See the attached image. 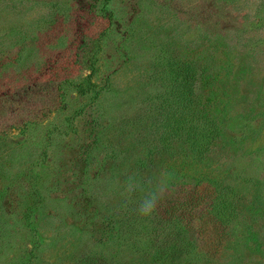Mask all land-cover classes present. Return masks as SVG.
Here are the masks:
<instances>
[{"label": "rangeland", "instance_id": "374dc122", "mask_svg": "<svg viewBox=\"0 0 264 264\" xmlns=\"http://www.w3.org/2000/svg\"><path fill=\"white\" fill-rule=\"evenodd\" d=\"M190 63L221 130L201 162L165 139ZM195 190L182 264H264V0H0V264H161L153 223Z\"/></svg>", "mask_w": 264, "mask_h": 264}, {"label": "trees", "instance_id": "16d2710c", "mask_svg": "<svg viewBox=\"0 0 264 264\" xmlns=\"http://www.w3.org/2000/svg\"><path fill=\"white\" fill-rule=\"evenodd\" d=\"M200 80L198 67L194 63L185 65L175 72L173 82L177 85V101L173 116H167L164 124L166 140L172 137L178 142V146L188 144V150L197 162L204 160L206 154L211 150L214 142L220 137L221 130L218 122L210 118L198 98L197 87ZM91 83V81H90ZM81 93H85L83 90ZM169 128L171 131L169 132ZM176 147L170 151L175 153ZM218 189V187H216ZM136 193L140 192L137 188ZM217 192V193H216ZM212 201L209 203L208 214L218 222L229 223L237 215V208L234 200L231 198L233 190H216ZM189 198L179 204H173L166 211L167 218L164 224L157 221L153 225L154 231L149 236V242L152 246H158L155 251V261L161 264H182L180 260L184 254L190 257L191 245L194 243L188 239L193 228V218L191 213L197 204V199L201 197L197 191L188 193ZM133 215V214H132ZM139 216V214L137 215ZM160 224V225H159ZM121 241H130L133 237L119 236ZM124 243V242H123ZM86 259L88 261L89 259Z\"/></svg>", "mask_w": 264, "mask_h": 264}, {"label": "clouds", "instance_id": "9594fccd", "mask_svg": "<svg viewBox=\"0 0 264 264\" xmlns=\"http://www.w3.org/2000/svg\"><path fill=\"white\" fill-rule=\"evenodd\" d=\"M147 183L149 185V190L145 192L137 209L139 215L142 217H150L156 211L158 202L161 200L166 190V184L163 180L154 184L153 180L149 178ZM137 188L143 191V188L139 184L130 183L128 185L129 192H133Z\"/></svg>", "mask_w": 264, "mask_h": 264}]
</instances>
